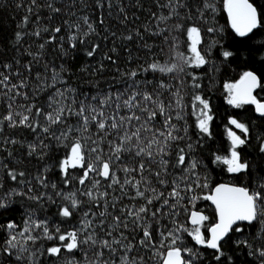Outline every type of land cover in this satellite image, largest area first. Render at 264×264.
Returning <instances> with one entry per match:
<instances>
[{
  "label": "trees",
  "instance_id": "obj_1",
  "mask_svg": "<svg viewBox=\"0 0 264 264\" xmlns=\"http://www.w3.org/2000/svg\"><path fill=\"white\" fill-rule=\"evenodd\" d=\"M226 1L0 0V264H161L170 248L184 264H264L263 156H249L256 170L246 175L224 163L230 118L250 112L231 106L226 84L254 70L264 98V0H250L259 24L245 36ZM196 97L208 104L209 132ZM262 136L251 127V140ZM77 142L82 166L65 171ZM221 181L260 199L255 221L214 249L194 232L209 240L216 214L206 197ZM193 209L207 219L190 224ZM69 232L71 250L58 239Z\"/></svg>",
  "mask_w": 264,
  "mask_h": 264
},
{
  "label": "snow or ice",
  "instance_id": "obj_2",
  "mask_svg": "<svg viewBox=\"0 0 264 264\" xmlns=\"http://www.w3.org/2000/svg\"><path fill=\"white\" fill-rule=\"evenodd\" d=\"M226 7L229 13V16L232 20V27L236 30V32L240 36H245L247 33L251 32L254 28H256L259 24V18L257 14L256 8L249 3V0H227ZM58 31V29H57ZM212 31V29H209ZM188 35L191 38V51L193 53V57L191 62L196 64L197 66L203 65L206 63L204 57L200 54L197 49V45L200 43V29L197 27H191L188 29ZM91 55V53H89ZM225 57L231 56L232 53L229 51H225L223 53ZM156 68V65L152 66ZM175 67V66H173ZM162 71H171V69H161ZM259 86V79L255 73L251 71L244 72L240 81L237 84H229L227 85L230 98L229 103L234 104L239 107L244 103H253L256 104V110L262 114H264V103H259L256 98L252 95L253 90ZM147 98V97H146ZM196 99L201 100L200 97H196ZM201 103L204 105L203 109H201L202 119L199 121V127L204 132H209V121L212 119L210 115L207 114L206 109H208V104L206 101L201 100ZM154 115V114H153ZM8 119H11L9 116ZM25 120L27 117L24 118ZM233 125L238 129H242L244 132H247L248 129L242 123H239L235 119L231 121ZM101 128L104 127L103 124L100 125ZM115 127V125H113ZM229 136L232 140V152L230 158L224 159V163L228 165V171L237 173L248 168L247 163L241 162L240 154L236 151V148L239 145H243L245 143L244 139H241L235 132L229 131ZM72 155L70 160L64 161L65 171L69 166V163L73 167L77 165L82 166L83 155L81 152V145L77 142L72 147ZM221 157H217V160H220ZM181 162L183 161V156L180 157ZM102 175L107 177L110 174V165L107 162H103L102 164ZM95 170L89 165V171ZM87 176V172L85 173ZM15 179V176H13ZM83 183V181H81ZM207 199L213 200L216 204V207L219 211L220 222L211 228V239L205 240V237L201 234L199 229L197 228L194 232L195 239L200 244L207 243L209 247L218 249L219 241L229 232L232 225L236 223V221H251L256 218L257 215V201L260 199V193L254 192L250 193L247 188L243 187H232L229 185H220L215 189V194ZM4 205L0 203V207ZM144 209H141L143 211ZM62 215L65 217L71 216L69 208L65 207L63 209ZM207 217L200 215L199 213H192V223L200 224ZM9 228H13L14 225L9 224ZM58 231V230H57ZM45 232L47 229L45 228ZM148 235V233H145ZM52 237H49L51 239ZM15 237H11L8 241V244L11 247H15L13 243L15 241ZM32 239V237H29ZM60 241H69L64 247L71 250L78 246L77 235L75 232H69L67 235H60L58 237ZM49 251L53 254H57L60 252V248L52 247ZM264 255V252L261 253ZM164 264H184V261L181 259V253L179 248H172L167 253V257L164 261Z\"/></svg>",
  "mask_w": 264,
  "mask_h": 264
},
{
  "label": "flooded vegetation",
  "instance_id": "obj_3",
  "mask_svg": "<svg viewBox=\"0 0 264 264\" xmlns=\"http://www.w3.org/2000/svg\"><path fill=\"white\" fill-rule=\"evenodd\" d=\"M256 92L254 94V97L256 98V100L257 101H260V100L263 101L264 98H261L259 95L256 94ZM231 106L237 108L239 112H242V114L244 112L246 113L247 111H250V112H248L245 115V118L247 120H244V121L242 120V117L239 116V115H241V113L238 112L239 115H236V116H233V117L230 118V120H229V126H228L229 127V131L235 132L238 136L241 137V139H244L245 140V143L243 145H239L236 148V151L240 154L241 162L248 164V168L246 170H243V171L237 172V173H233V172H229V171L228 172L229 173H232L234 175H246V174H250L251 172H253V170H256L250 164L251 158L249 156L252 153L258 152L259 155L263 156V160H264V116H260L257 113V111H256V104H253V103H244V104H241L239 107H237L234 104H231ZM248 118H250V119H248ZM233 119H235L239 123L244 124L246 126V128L248 129V131L247 132H244L242 129L236 128V126L231 123V121ZM256 126L262 130V133H263V136L262 137H263V139H260L259 140L258 138H253L251 140V138H250L251 127L252 128H255ZM230 142H231V148H230V156H231L232 147H233L232 146L231 137H230ZM230 156H229V158H230ZM227 168H228V166H227ZM233 184H235V183H233ZM238 185L239 186H243L244 188H247L250 193H254L249 186H245V185H242V184H238ZM257 205H258V201H257ZM257 214H258V208H257ZM256 218H257V215H256ZM244 223H248V222L239 221L236 226L242 225ZM236 226H234V227H236Z\"/></svg>",
  "mask_w": 264,
  "mask_h": 264
},
{
  "label": "water",
  "instance_id": "obj_4",
  "mask_svg": "<svg viewBox=\"0 0 264 264\" xmlns=\"http://www.w3.org/2000/svg\"><path fill=\"white\" fill-rule=\"evenodd\" d=\"M249 3H251L254 7H255V5L249 0ZM256 8V7H255ZM256 10H257V8H256ZM225 11H226V14H227V17H228V21H229V23H230V25H231V28H232V30L234 31V32H236V30L232 27V20H231V17L229 16V13H228V10H227V7H225ZM257 14H258V11H257ZM258 18H259V15H258ZM237 33V32H236ZM238 34V33H237ZM248 34V33H247ZM246 34V35H247ZM239 35V34H238ZM251 72H253V73H255L256 74V76L258 77V79H259V85H260V82H261V79H260V76H259V74L256 72V71H254V70H250ZM240 79L241 78H239V80L237 81V83L240 81ZM236 83V84H237ZM259 87V86H258ZM258 87L257 88H255L254 90H253V93H252V95L254 96V94H255V92L257 91V89H258ZM259 103H264V100L263 101H258ZM257 111V110H256ZM257 113L260 115V116H264V114H262V113H260V112H258L257 111ZM220 185H229V186H232V187H243V186H239L238 184H233V183H230V182H226V181H221V182H219V183H217L216 185H214L213 186V188L211 189V191H210V194H209V196H212V195H214L215 194V189L218 187V186H220ZM244 188V187H243ZM208 196V197H209ZM208 201H209V203L213 206V208H214V210H215V213H216V221H215V223L213 224V225H211V227L209 228V231H208V235H209V240L211 239V228L212 227H214L216 224H218L219 222H220V218H219V211H218V209H217V207H216V204L213 202V200H211V199H208ZM199 213L200 215H202V216H205V214H204V212L202 211V210H200V209H193L190 213H189V218H188V221H189V223L190 224H192V225H197V224H193L192 223V213ZM253 221H255V219H253V220H251V221H245V222H248V223H251V222H253ZM238 222L239 221H236V223H234L233 225H232V227H234V226H236L237 224H238ZM231 227V228H232ZM230 231V230H229ZM227 235V234H226ZM225 235V236H226ZM224 236V237H225ZM223 237V238H224ZM222 238V239H223ZM221 239V240H222ZM220 240V241H221ZM219 241V242H220ZM172 248H170V249H168L166 252H165V255H164V257H163V259H162V262H161V264H164V261H165V259H166V257H167V253H168V251H170ZM180 253H181V259L184 261V263H185V257H184V254L182 253V251L180 250Z\"/></svg>",
  "mask_w": 264,
  "mask_h": 264
},
{
  "label": "rangeland",
  "instance_id": "obj_5",
  "mask_svg": "<svg viewBox=\"0 0 264 264\" xmlns=\"http://www.w3.org/2000/svg\"><path fill=\"white\" fill-rule=\"evenodd\" d=\"M226 2H227V1H226ZM241 77H242V76H241ZM241 77H239V78H241ZM239 78H238V79H239ZM238 79L235 80V81H232V82H229V83L226 84V93H227V100H228V101H229V98H230V92H229V89H228L227 85H229V84H236L237 81H238Z\"/></svg>",
  "mask_w": 264,
  "mask_h": 264
},
{
  "label": "bare ground",
  "instance_id": "obj_6",
  "mask_svg": "<svg viewBox=\"0 0 264 264\" xmlns=\"http://www.w3.org/2000/svg\"><path fill=\"white\" fill-rule=\"evenodd\" d=\"M185 257V256H184Z\"/></svg>",
  "mask_w": 264,
  "mask_h": 264
}]
</instances>
